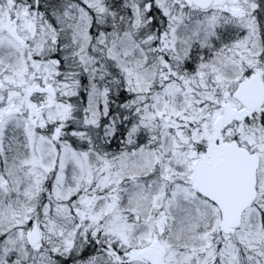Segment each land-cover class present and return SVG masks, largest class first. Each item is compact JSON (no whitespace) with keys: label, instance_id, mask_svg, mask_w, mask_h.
Returning a JSON list of instances; mask_svg holds the SVG:
<instances>
[{"label":"snow or ice","instance_id":"6c2138e0","mask_svg":"<svg viewBox=\"0 0 264 264\" xmlns=\"http://www.w3.org/2000/svg\"><path fill=\"white\" fill-rule=\"evenodd\" d=\"M0 264H264V0H0Z\"/></svg>","mask_w":264,"mask_h":264}]
</instances>
